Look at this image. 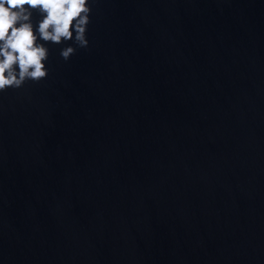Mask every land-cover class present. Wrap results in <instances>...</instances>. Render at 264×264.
I'll return each mask as SVG.
<instances>
[{"label": "water", "instance_id": "95a60500", "mask_svg": "<svg viewBox=\"0 0 264 264\" xmlns=\"http://www.w3.org/2000/svg\"><path fill=\"white\" fill-rule=\"evenodd\" d=\"M90 6L86 48L0 92V264H96L264 129V0Z\"/></svg>", "mask_w": 264, "mask_h": 264}, {"label": "clouds", "instance_id": "9594fccd", "mask_svg": "<svg viewBox=\"0 0 264 264\" xmlns=\"http://www.w3.org/2000/svg\"><path fill=\"white\" fill-rule=\"evenodd\" d=\"M91 11L90 0H0V92L47 77V42L72 41L76 47L61 49L65 61L86 48ZM34 12L42 17L36 25Z\"/></svg>", "mask_w": 264, "mask_h": 264}]
</instances>
